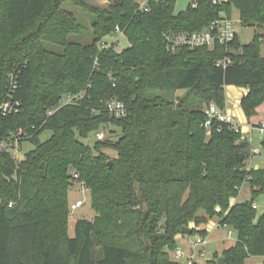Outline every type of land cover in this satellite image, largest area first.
Here are the masks:
<instances>
[{
  "label": "trees",
  "instance_id": "trees-1",
  "mask_svg": "<svg viewBox=\"0 0 264 264\" xmlns=\"http://www.w3.org/2000/svg\"><path fill=\"white\" fill-rule=\"evenodd\" d=\"M140 1L0 0V143L34 146L23 160L0 149V264H177L170 253L182 228L215 217L237 241L206 264H264V214L253 207L264 169L247 170L251 143L229 125L203 127L209 104L226 109L228 86L248 90L247 118L264 104V0H191L179 13L176 0H147L148 11ZM65 2L92 17V43L71 40L84 28ZM233 7L243 27L262 31L251 43L167 50L165 32L203 31ZM118 27L129 42L120 52L105 44ZM111 100L128 115L110 114ZM3 103L15 110L3 115ZM108 127L117 140L84 143ZM75 181L95 218L79 219L71 237ZM245 182L251 199L232 204Z\"/></svg>",
  "mask_w": 264,
  "mask_h": 264
},
{
  "label": "rangeland",
  "instance_id": "rangeland-1",
  "mask_svg": "<svg viewBox=\"0 0 264 264\" xmlns=\"http://www.w3.org/2000/svg\"><path fill=\"white\" fill-rule=\"evenodd\" d=\"M88 4L94 5V6H100L105 7L109 4V1L111 0H85ZM191 0H176V6H175V12L179 13L181 11H185L187 6ZM63 8L71 12L75 15L76 19L79 23L82 24L84 31L80 35H73L71 37V40L74 42L79 43H92L93 42V35H92V28H91V21L92 17L84 12L79 6L74 5L70 2H65L63 4ZM232 20L235 22V32L237 33V36L239 38V41L242 45H247L252 42L254 36L256 33H262L260 29L253 28V27H243L240 23V15L239 12L236 10L235 7L232 8ZM105 44H115L116 50L118 52L122 51L123 49L127 48L129 46V42L127 38L123 35H116V36H108L105 39ZM48 49H52L51 46L47 45ZM55 48V47H53ZM262 55L264 56V44L262 45ZM246 90L245 88L241 87H235V86H228L226 87V97H227V103L229 112L237 119L239 122L243 132L251 138V146H252V152L253 155L251 156L253 160L248 161V165L256 167L260 166L262 169H264V145L262 144L264 142V137L259 134V131L256 129V127H253V133L250 135V130L248 129L249 126L252 127V125H256L252 121V118H257L258 114L253 116L252 118H247L245 115H243L240 105V97L234 93L237 92V94L243 93ZM184 91H179L178 95L182 96L184 95ZM79 97V96H78ZM239 97V98H238ZM65 100H68L67 98ZM64 100V102H66ZM262 109H260L259 117H264V104L261 106ZM245 129V130H244ZM110 131H114L115 133H111ZM106 138H110L113 140H117L118 136L120 135V130L115 127H108L103 131ZM51 136L50 132H45L41 136V141L44 142L49 139ZM97 135H91L88 140H85L84 143L89 144L91 146L94 145V143L97 141ZM34 149V146L31 143H25L22 147L14 151L12 154L14 155V158L16 160H23L25 158V155L32 151ZM251 159V158H250ZM251 199V185L249 182H245L244 185L241 188V191L239 193V196L236 198V201L238 202H247ZM84 201V205L80 207L76 211H72L70 209V218H69V235L71 237H74V227L76 222L79 219H86L93 221L95 218V212L93 211L91 207V196L89 190L80 182H74L73 186L71 187L69 191V204L72 205L73 203H76L77 201ZM234 201V204L236 203ZM254 204L257 209L258 217L264 214V193H261L255 198ZM200 214H203V211L200 212ZM209 228L211 225V228L207 230L208 237L206 238L207 242L204 245L197 244L196 240L199 238V236L196 235H182L183 237L179 238L177 240V247L179 250H181L184 253V256L179 259V261H176L174 258L173 252L170 253L171 259L173 262L177 264H187L188 258L192 256L194 264H206L207 261L211 260L216 252L223 251L224 249H227L228 247H232L236 241H237V235L236 232L230 228V227H218L219 225V219L216 217L213 219H210L207 224H202L198 227L195 226V224L190 223L188 228L196 229L198 231H203V227L205 226ZM230 232L232 233L230 235ZM217 256H220L221 254L216 253ZM262 259L260 257H251L246 264H262L260 263Z\"/></svg>",
  "mask_w": 264,
  "mask_h": 264
},
{
  "label": "built area",
  "instance_id": "built-area-1",
  "mask_svg": "<svg viewBox=\"0 0 264 264\" xmlns=\"http://www.w3.org/2000/svg\"><path fill=\"white\" fill-rule=\"evenodd\" d=\"M226 0H214V4H221L225 2ZM141 3V10L148 11L146 4L147 0L140 1ZM235 22L232 20L231 17H228L225 13H222L220 18L214 21L208 28H206L203 31L200 32H177V31H167L163 34L164 42L166 45V48L168 51H176L179 48L182 47H188V48H200V47H214L217 44H228L229 42L233 41L237 33L234 29ZM116 32L120 35H123L120 32L119 27L116 29ZM218 65H221V62H218ZM77 97H71L66 101L65 103H71L74 100H77ZM106 108L108 112L112 115H114L117 118H124L128 115V111L126 110L123 103L117 101V100H111L107 101ZM18 105V104H17ZM15 106V105H14ZM12 106L10 103H3L1 106V110L3 115H9L14 110L15 107ZM205 115L207 116V119L203 125L205 130L208 134H210L215 126H217V130H221V126L226 124L231 127V129L241 134V139L244 141H247L251 143V138H249L242 130L239 122L237 119L228 112L227 109L220 110L215 104L211 103L209 104L205 109ZM253 127H256V129L259 131V134L264 137V121L260 124L253 125L251 127L250 135L253 132ZM19 136L22 135V131L19 132ZM105 137L104 133L97 134V138L99 140H103ZM19 140L17 138H11L6 142L0 143V149L8 150L9 152L13 153L16 152L17 149H19ZM251 161L253 158L251 157ZM252 167L250 164L247 167V170H250ZM84 205V201H77L76 203H73L71 205V210L76 211L80 207ZM254 208H256L255 204L253 205ZM219 227V226H218ZM232 233L230 232V235ZM207 240L206 238L199 237L196 240V245H204L206 244ZM174 258L176 261H179L180 258L184 256V253L177 249L173 252ZM187 264H194L193 259L190 257L187 259Z\"/></svg>",
  "mask_w": 264,
  "mask_h": 264
},
{
  "label": "crops",
  "instance_id": "crops-1",
  "mask_svg": "<svg viewBox=\"0 0 264 264\" xmlns=\"http://www.w3.org/2000/svg\"><path fill=\"white\" fill-rule=\"evenodd\" d=\"M243 91H245V92H243V93H240V94H237V92L236 93H234V94H236V95H238L239 97H240V104H241V99L243 98V96H245V95H247V93H248V90L246 89V90H243ZM238 97V98H239ZM226 99H227V97H226ZM228 103H227V100H226V109L228 110ZM260 109H262V107H259L258 109H257V113L256 114H258V116H256L257 118H252V121L254 122V123H256V125L257 124H260L261 122H263L264 121V117L261 119V118H258L259 117V113H260ZM241 110H242V108H241ZM228 112H229V110H228ZM242 113H243V115H245L244 114V112H243V110H242ZM253 126V125H252ZM248 129L250 130V132H251V126H249L248 127ZM245 130V129H244ZM250 132H249V134H250ZM253 133V132H252ZM258 166H256L255 167V169L257 168ZM259 168H261L260 166H259ZM234 201H236V199H233L232 200V204H234ZM236 202H238V201H236ZM209 228H211V225L209 226ZM208 227H207V225H206V227L204 226L203 227V229L202 230H208L209 229ZM181 237H183L182 235H178L177 237H176V240H179V238H181ZM229 248V247H228ZM227 248V249H228ZM178 249V248H177ZM226 249H224L223 251H220V252H216V253H218V254H222L224 251H225ZM215 253V254H216ZM190 257H192V256H190ZM262 259V258H261ZM262 262V260L260 261V263Z\"/></svg>",
  "mask_w": 264,
  "mask_h": 264
},
{
  "label": "water",
  "instance_id": "water-1",
  "mask_svg": "<svg viewBox=\"0 0 264 264\" xmlns=\"http://www.w3.org/2000/svg\"><path fill=\"white\" fill-rule=\"evenodd\" d=\"M255 115H256V111L253 113V116H255ZM237 158H238L239 161H242V160L245 159V155L239 154V155H237ZM110 165H112V163H110ZM258 169H259V167L256 168V170H258ZM191 232H192L191 228H188V227H183L182 228V234L183 235H190ZM218 263L219 264H224V259H219Z\"/></svg>",
  "mask_w": 264,
  "mask_h": 264
}]
</instances>
